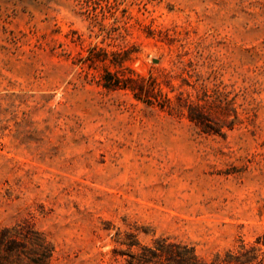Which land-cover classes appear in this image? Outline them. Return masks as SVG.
<instances>
[{"label": "rangeland", "instance_id": "rangeland-1", "mask_svg": "<svg viewBox=\"0 0 264 264\" xmlns=\"http://www.w3.org/2000/svg\"><path fill=\"white\" fill-rule=\"evenodd\" d=\"M115 51L170 107L101 85ZM22 222L48 264H122L129 232L264 264V0H0V226Z\"/></svg>", "mask_w": 264, "mask_h": 264}, {"label": "trees", "instance_id": "trees-1", "mask_svg": "<svg viewBox=\"0 0 264 264\" xmlns=\"http://www.w3.org/2000/svg\"><path fill=\"white\" fill-rule=\"evenodd\" d=\"M121 52H112L110 63L117 69H105L101 85L109 90L128 89L136 99L146 104L156 103L161 108L170 107V98L162 93L158 82L149 76L134 73L122 65L126 57ZM103 57L97 60H105ZM119 56V57H118ZM94 57H89L93 61ZM188 117L196 124H203L204 115L193 103H186ZM258 242V241H257ZM125 248H114L113 253L123 257L122 264H262L261 247L240 241L237 248L216 254L210 260L200 257L194 247L187 243L160 236L150 244L141 243L135 233H126L119 241ZM53 254V245L46 235L27 222L0 226V264H48Z\"/></svg>", "mask_w": 264, "mask_h": 264}]
</instances>
